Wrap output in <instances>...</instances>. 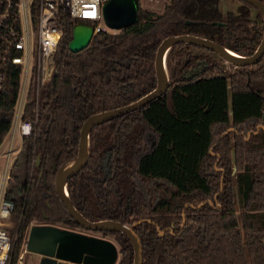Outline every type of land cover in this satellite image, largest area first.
Instances as JSON below:
<instances>
[{"label": "trees", "instance_id": "trees-1", "mask_svg": "<svg viewBox=\"0 0 264 264\" xmlns=\"http://www.w3.org/2000/svg\"><path fill=\"white\" fill-rule=\"evenodd\" d=\"M241 1L236 13L223 14L218 0H169L160 12L136 0L134 24L98 31L76 52L68 42L75 22L84 21L62 16L56 70L37 103L32 96L25 102L23 118L36 122L17 158L22 163L13 164L20 174L11 171L5 192L13 203V260L33 220L83 228L55 192L56 173L75 156L86 118L155 88L162 39L192 34L239 55L254 52L263 24ZM190 45L171 46L161 95L90 128L86 161L66 181L69 200L91 221L133 224L141 264H264V127L254 131L264 126V54L226 76ZM17 89L18 71L0 92V142ZM100 231L118 245L115 264H133L126 234Z\"/></svg>", "mask_w": 264, "mask_h": 264}, {"label": "built area", "instance_id": "built-area-1", "mask_svg": "<svg viewBox=\"0 0 264 264\" xmlns=\"http://www.w3.org/2000/svg\"><path fill=\"white\" fill-rule=\"evenodd\" d=\"M106 0H0V92L8 76L18 71V89L11 123L0 142V264H25L26 240L12 259L13 203L5 196L14 161L23 151L25 138L36 122L23 118L29 96L37 103L40 87L55 72L54 54L63 34L62 16L82 20L93 32L114 29L105 25L102 5ZM80 23V22H75ZM36 114V109L34 110ZM257 125L256 130L263 128ZM10 132V134H9ZM9 134V135H8ZM250 131L247 132V136ZM18 142H17V141ZM15 141L18 147H14ZM35 162L31 158L30 169Z\"/></svg>", "mask_w": 264, "mask_h": 264}, {"label": "water", "instance_id": "water-1", "mask_svg": "<svg viewBox=\"0 0 264 264\" xmlns=\"http://www.w3.org/2000/svg\"><path fill=\"white\" fill-rule=\"evenodd\" d=\"M244 1L259 11L263 20L261 41L251 55H241V58H237L226 52V49L228 48L209 38L197 35L179 34L176 36L165 37L158 45L154 57L156 76L155 88L127 105L99 112L86 118L79 130L75 156L56 173L55 192L58 198L65 204L68 213L83 228L94 230H114L126 234L133 246V264H141L142 260L141 243L132 228L133 224L127 225L113 220L91 221L85 218L73 207L68 194L65 196L61 187L64 184L66 188L67 179L86 161L88 155L89 130L91 127L131 110L140 108L165 91L168 84V74L166 76V81L164 82L160 64L165 48L169 47L170 50L171 46L178 42L192 44L212 50L236 65L254 64L262 57L264 54V0ZM102 17L105 25L115 30H120L124 27L130 26L137 20L136 0H106L102 5ZM94 33L95 32H93V27L91 25L85 23H75L72 28V38L68 42V48L74 52L81 50L87 46ZM85 149L87 151L86 154H84ZM71 162H74L72 169L61 175L64 168ZM26 249L29 252L42 256L39 264H114L118 256V249L116 245L106 238L87 235L65 228H59L50 224H35L31 227L30 233L26 238Z\"/></svg>", "mask_w": 264, "mask_h": 264}, {"label": "rangeland", "instance_id": "rangeland-1", "mask_svg": "<svg viewBox=\"0 0 264 264\" xmlns=\"http://www.w3.org/2000/svg\"><path fill=\"white\" fill-rule=\"evenodd\" d=\"M168 1L169 0H139L140 5H141L142 8L147 9V10L156 11V12H160L162 10L163 6L166 3H168ZM217 5H218V10H220L223 14H225L227 11L236 13V11H238L239 7L241 5H244V3L241 0H218V4ZM247 7H248V12H249L250 17L254 18L258 23H261V21H262L261 24H263L262 16L261 15H257V10L255 8L251 7V6H248V5H247ZM117 31L118 30L114 29V32H117ZM188 48L190 50H192L194 53L210 56L212 59H214L216 62H218L219 69H220L221 73L226 75V76L230 75L232 72H234V71L239 69V66H237L236 64H233L232 62L226 60L221 55H219L218 53H216V52H214L212 50L205 49V48H202V47H199V46H195V45H190ZM170 65H171L170 62L167 61V66H166L167 74H168V69L171 68ZM9 134H10V132H9ZM16 141L14 143V147L15 148L18 147V144H17L18 141L17 142ZM23 154H24V152L20 153V155L18 157L19 160H20V156L21 155L23 156ZM21 163L22 162L19 161V165ZM14 172L18 173V169L17 168H16V170L14 169L13 173ZM18 174H20V173H18ZM240 207L241 206L239 205V201L237 200V198H235V208H236L237 212H239L241 210ZM49 223H51V222H48V223L40 222L39 223V221L33 220L32 222H30V224L27 227L26 238L28 237V235L30 233V229H31V227L33 225H35V224H40L41 225V224H49ZM54 224H55V226H57L59 228H65V229L73 230V231H76V232L84 233V234H87V235H92V236L106 238V239L112 241L116 245V247L118 249V245L115 242V240L113 239V236L109 235V234L105 236V235L102 234V232L100 230L87 229V228H71V227L67 228V226H64V225H62L60 223H53V224H50V225H54ZM12 226H13V224H12ZM118 256H119V254H118ZM118 256H117V260H118ZM41 259H42V256H40L39 254H36V253L28 251L25 254L24 262H25V264H39ZM117 260H116V262H117ZM69 264H73V263H69Z\"/></svg>", "mask_w": 264, "mask_h": 264}, {"label": "bare ground", "instance_id": "bare-ground-1", "mask_svg": "<svg viewBox=\"0 0 264 264\" xmlns=\"http://www.w3.org/2000/svg\"><path fill=\"white\" fill-rule=\"evenodd\" d=\"M168 51H169V47H167V48H165V50L163 51V54H162V57H161V62H160V64H161V69H162V74H163V78H164V82L166 81V76H167V73H166V70H167V68H166V56H167V54H168ZM226 52H228L229 54H231V55H233V56H235V57H237V58H241L242 56L241 55H239V54H236L235 52H233V51H231V50H229V49H226ZM86 149H85V152H84V154H86ZM85 156V155H84ZM73 164H74V162H71L70 164H68L65 168H64V170L61 172V175H63V174H65L66 172H68V171H70L71 169H72V167H73ZM61 190H62V192H63V194L65 195V196H67V191H66V188H65V185L63 184L62 185V187H61Z\"/></svg>", "mask_w": 264, "mask_h": 264}, {"label": "flooded vegetation", "instance_id": "flooded-vegetation-1", "mask_svg": "<svg viewBox=\"0 0 264 264\" xmlns=\"http://www.w3.org/2000/svg\"><path fill=\"white\" fill-rule=\"evenodd\" d=\"M251 7H252V6H251ZM197 72H198V69H197V67H196V68H194L193 71L190 72V73H191V74H193V73L195 74V73H197ZM191 74H190V75H191Z\"/></svg>", "mask_w": 264, "mask_h": 264}, {"label": "crops", "instance_id": "crops-1", "mask_svg": "<svg viewBox=\"0 0 264 264\" xmlns=\"http://www.w3.org/2000/svg\"><path fill=\"white\" fill-rule=\"evenodd\" d=\"M55 226V225H54ZM41 256V255H40ZM58 261V260H57Z\"/></svg>", "mask_w": 264, "mask_h": 264}]
</instances>
